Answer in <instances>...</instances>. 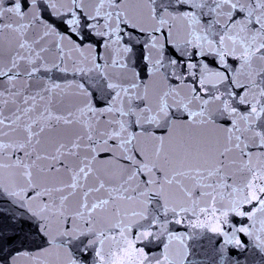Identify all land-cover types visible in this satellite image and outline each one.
Here are the masks:
<instances>
[{
	"label": "snow or ice",
	"instance_id": "snow-or-ice-1",
	"mask_svg": "<svg viewBox=\"0 0 264 264\" xmlns=\"http://www.w3.org/2000/svg\"><path fill=\"white\" fill-rule=\"evenodd\" d=\"M0 264H264V0H0Z\"/></svg>",
	"mask_w": 264,
	"mask_h": 264
}]
</instances>
